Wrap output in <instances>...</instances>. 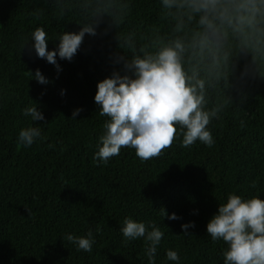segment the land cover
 <instances>
[{
    "label": "trees",
    "instance_id": "trees-1",
    "mask_svg": "<svg viewBox=\"0 0 264 264\" xmlns=\"http://www.w3.org/2000/svg\"><path fill=\"white\" fill-rule=\"evenodd\" d=\"M168 11L161 0H0V264H149L142 239L124 242L126 218L164 233L154 264H224L227 245L206 232L218 204L229 194L264 200V43L241 45L228 29L211 37V51L184 56L185 71L206 81V107L226 105L208 126L213 147L183 148L177 135L147 162L131 148L106 165L93 160L108 120L94 103L97 83L114 72L130 75L121 58L143 56L142 48L154 54L159 41L176 37L190 42L200 31L196 17L173 32L177 20ZM85 25L96 35L85 34L71 61L57 56L59 71L37 58L30 40L37 27L56 51L60 35ZM36 70L48 84L27 73ZM33 103L44 120L22 114ZM36 126L42 137L18 146L19 132ZM161 208L179 219H163ZM89 231L91 253L64 239ZM169 250L178 262L167 260Z\"/></svg>",
    "mask_w": 264,
    "mask_h": 264
},
{
    "label": "clouds",
    "instance_id": "clouds-1",
    "mask_svg": "<svg viewBox=\"0 0 264 264\" xmlns=\"http://www.w3.org/2000/svg\"><path fill=\"white\" fill-rule=\"evenodd\" d=\"M161 4L169 10L167 14L177 20L173 32H182L196 17L200 31L193 33L190 42L176 37L166 44L159 41L154 54L142 48L143 56L136 55L131 60L121 58L124 71L130 75L114 72L110 78L97 83L94 103L98 114L108 118L103 125L104 133L99 137L101 146L93 157L100 165L118 156L122 148L134 149L141 162L159 158L173 145L177 135L182 137L183 148H190L197 141L213 147L215 141L208 126L213 119H220L226 105L206 107V81L198 78L195 69L191 75L185 71L184 56L189 50H193L192 55L197 54L196 49L200 55L211 51V37H226L228 29L241 45L254 47L264 43V0H161ZM85 34L96 35L95 26L85 25L74 34L63 33L58 38L56 51H48L49 37L43 27H37L30 40L34 42L32 47L37 58L46 60L59 71L57 56L71 61ZM213 65L218 66L215 55ZM27 73L39 84L49 83L39 70L34 76ZM34 105L23 109L22 114L32 121L44 120ZM80 111L82 109L74 110L72 118ZM41 137V127L24 128L19 132L18 146H31ZM159 213L163 219H179L174 213L168 215L163 208ZM190 227L194 224L181 225L184 235H188ZM120 231L125 243L142 239L149 264H154L157 247L164 236L160 228L151 222L126 218ZM206 232L213 241L222 240L227 245L223 252L224 264H264V200L229 194L226 203L218 204ZM64 239L75 245L77 251L88 253L95 243L92 231L85 237L68 234ZM166 257L173 262L180 259L172 250L167 251Z\"/></svg>",
    "mask_w": 264,
    "mask_h": 264
}]
</instances>
